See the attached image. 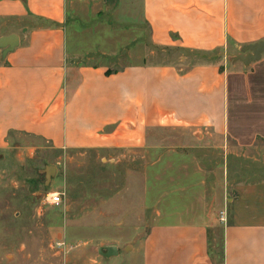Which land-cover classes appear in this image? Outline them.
<instances>
[{
	"label": "crops",
	"instance_id": "0c3cea01",
	"mask_svg": "<svg viewBox=\"0 0 264 264\" xmlns=\"http://www.w3.org/2000/svg\"><path fill=\"white\" fill-rule=\"evenodd\" d=\"M145 32L196 60L152 63ZM10 35L0 163L96 153L127 169L110 195L51 226L59 264H264V179L230 184L227 166L217 178L197 154L211 146L227 164V139L264 147V56L248 67L227 57L264 41V0H0ZM65 187L53 181L51 196Z\"/></svg>",
	"mask_w": 264,
	"mask_h": 264
},
{
	"label": "rangeland",
	"instance_id": "374dc122",
	"mask_svg": "<svg viewBox=\"0 0 264 264\" xmlns=\"http://www.w3.org/2000/svg\"><path fill=\"white\" fill-rule=\"evenodd\" d=\"M86 4L78 5V12ZM76 25L73 14L69 13L68 36L73 45L76 42ZM144 35L145 50L141 54L147 55L152 63L178 61L183 57H189V62L196 60L195 56L182 51H164L149 46L146 32ZM139 36L137 31V38ZM91 42H95V39ZM164 137L177 144L181 138L174 132ZM236 145L227 139V164L224 153L213 150L211 146L201 148L197 154L201 156L206 169L213 173L216 171L217 178L227 166L230 184L263 180L264 147L243 150ZM51 166L57 168L52 180L66 186L61 191L65 197L60 207L50 204L53 181L46 185V169ZM126 170L101 163L96 153H71L65 156L63 153L39 151L32 152V157L25 163H0V264H59L62 256L53 247L55 235L51 226L61 224L65 220L63 212L67 210L72 218H78L77 214L86 198L94 202L96 195H110L113 189L121 185Z\"/></svg>",
	"mask_w": 264,
	"mask_h": 264
},
{
	"label": "water",
	"instance_id": "95a60500",
	"mask_svg": "<svg viewBox=\"0 0 264 264\" xmlns=\"http://www.w3.org/2000/svg\"><path fill=\"white\" fill-rule=\"evenodd\" d=\"M19 46V37L17 35H10L7 37L0 38V50H3V56H6L10 52H13L16 47ZM232 62H241L245 66H250L251 64L258 62L264 56V41L249 45L241 49V53L237 55H228ZM57 172L55 166L47 167L46 169V185L51 182L53 175ZM107 251L108 256H113L115 254V248L108 247L104 248ZM103 253V249L101 250Z\"/></svg>",
	"mask_w": 264,
	"mask_h": 264
},
{
	"label": "built area",
	"instance_id": "2783aa9c",
	"mask_svg": "<svg viewBox=\"0 0 264 264\" xmlns=\"http://www.w3.org/2000/svg\"><path fill=\"white\" fill-rule=\"evenodd\" d=\"M64 197H65L64 193H62V192H60V193H56V194H54V195L51 197L50 204H51L52 206H55V207H60V206L63 205ZM225 217H226L225 212H222V213L220 214V219H221L222 222H225V220H226Z\"/></svg>",
	"mask_w": 264,
	"mask_h": 264
}]
</instances>
